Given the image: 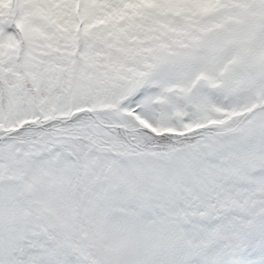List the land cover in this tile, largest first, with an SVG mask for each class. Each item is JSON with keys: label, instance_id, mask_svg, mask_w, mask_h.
Here are the masks:
<instances>
[{"label": "snow or ice", "instance_id": "snow-or-ice-1", "mask_svg": "<svg viewBox=\"0 0 264 264\" xmlns=\"http://www.w3.org/2000/svg\"><path fill=\"white\" fill-rule=\"evenodd\" d=\"M0 264H264V0H0Z\"/></svg>", "mask_w": 264, "mask_h": 264}]
</instances>
